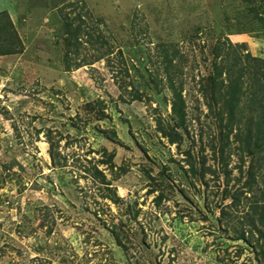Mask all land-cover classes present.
Wrapping results in <instances>:
<instances>
[{"label":"rangeland","instance_id":"obj_1","mask_svg":"<svg viewBox=\"0 0 264 264\" xmlns=\"http://www.w3.org/2000/svg\"><path fill=\"white\" fill-rule=\"evenodd\" d=\"M0 12V264H264V0Z\"/></svg>","mask_w":264,"mask_h":264},{"label":"trees","instance_id":"obj_2","mask_svg":"<svg viewBox=\"0 0 264 264\" xmlns=\"http://www.w3.org/2000/svg\"><path fill=\"white\" fill-rule=\"evenodd\" d=\"M5 12H0V16H4L5 17V19L7 20V18H6V16H5ZM79 32H80V29H76V42L78 43V41L80 40L79 39V37L77 36L78 34H79ZM6 52H14V51H4V52H0V54H4V53H6ZM67 66V65H66ZM79 66V65H78ZM235 85H236V82H233V83H231L229 86V89L228 90H226V92L224 93V94H227L228 95V97L226 98V100H227V104H228V106H229V108H230V104L234 101V100H236V98H237V93H236V87H235ZM171 108H172V112L175 114V116H176V124L178 125V126H180V125H182L183 124V121H184V100L181 98V96H180V94H179V92H175V91H173V94H172V98H171ZM227 119H228V121H232L233 120V118H232V116H230V114L227 116ZM160 130L161 132H162V134L163 135H168V136H170L171 135V133H173V135H174V133L175 132H173L171 129H169V130H163L162 128H158L157 127V130ZM246 137H248V135H246ZM175 139H176V137H175ZM172 140H173V138H170V141L172 142ZM247 142L249 141V140H246ZM256 141H258V140H256ZM258 143V142H257ZM255 150V149H254ZM261 150V149H260ZM259 152V149H257V151L255 152H253V153H250V159H249V163H248V166L250 165V167H252V165L250 164V161L252 162L253 160L255 161L254 163L256 164V165H261V164H263L264 165V162L263 163H259V161L263 158V157H261L260 156V158H255V153H258ZM110 158H111V156L109 155L108 157H107V159L105 160V161H100L101 163H107V162H109V160H110ZM253 163V164H254ZM110 166H111V163H110ZM88 171V170H87ZM90 175H92V178H93V176L94 175H99L100 176V179H99V182L100 183H102V184H106L105 182H104V176L102 175V173L99 171V170H97L96 169V166L94 167V165L91 167V173H90ZM105 196H108V198L109 199H111V200H113L111 197H109V195H103V197H105Z\"/></svg>","mask_w":264,"mask_h":264},{"label":"crops","instance_id":"obj_3","mask_svg":"<svg viewBox=\"0 0 264 264\" xmlns=\"http://www.w3.org/2000/svg\"><path fill=\"white\" fill-rule=\"evenodd\" d=\"M2 6H3V4H2ZM8 14H10V13H8Z\"/></svg>","mask_w":264,"mask_h":264}]
</instances>
